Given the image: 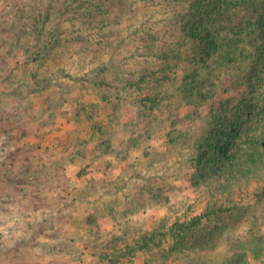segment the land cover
Segmentation results:
<instances>
[{
	"label": "rangeland",
	"instance_id": "1",
	"mask_svg": "<svg viewBox=\"0 0 264 264\" xmlns=\"http://www.w3.org/2000/svg\"><path fill=\"white\" fill-rule=\"evenodd\" d=\"M87 3L0 0V264H264L247 229L215 261L171 234L241 167L210 116L240 91L188 94L205 53L155 55L173 24L158 0Z\"/></svg>",
	"mask_w": 264,
	"mask_h": 264
},
{
	"label": "trees",
	"instance_id": "2",
	"mask_svg": "<svg viewBox=\"0 0 264 264\" xmlns=\"http://www.w3.org/2000/svg\"><path fill=\"white\" fill-rule=\"evenodd\" d=\"M158 3L171 13L173 24L166 41L161 46L155 43L151 46L150 49L157 48L160 53L155 55L174 61V57L181 58L189 52L205 53L194 64L196 71L201 69L204 75H194L192 87L185 94L195 96L204 105L209 96L221 94L220 87L227 81L241 93L236 104L230 98L210 112L211 122L219 120L220 129H234L233 136H228L232 155L228 156L232 164L229 167L233 163L241 167L224 173V182L217 190L227 194L216 200L219 206L179 223L171 234L178 247L184 246L187 257L197 261L213 250L208 258L215 261L225 256L226 246L236 237L232 230L247 229L245 237H237V244L243 242L245 252L256 257L259 255L256 246L264 245V235L256 236L262 229L264 232V0H158ZM211 127L209 135L228 133L215 130L212 124ZM203 228L204 235L197 234ZM143 244L147 242L143 240Z\"/></svg>",
	"mask_w": 264,
	"mask_h": 264
},
{
	"label": "crops",
	"instance_id": "3",
	"mask_svg": "<svg viewBox=\"0 0 264 264\" xmlns=\"http://www.w3.org/2000/svg\"><path fill=\"white\" fill-rule=\"evenodd\" d=\"M1 253H4V252H1ZM16 264V263H15Z\"/></svg>",
	"mask_w": 264,
	"mask_h": 264
}]
</instances>
